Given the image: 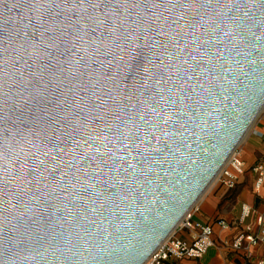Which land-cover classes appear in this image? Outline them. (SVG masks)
<instances>
[{
    "label": "water",
    "instance_id": "water-1",
    "mask_svg": "<svg viewBox=\"0 0 264 264\" xmlns=\"http://www.w3.org/2000/svg\"><path fill=\"white\" fill-rule=\"evenodd\" d=\"M264 108V0H0V264H145Z\"/></svg>",
    "mask_w": 264,
    "mask_h": 264
},
{
    "label": "built area",
    "instance_id": "built-area-1",
    "mask_svg": "<svg viewBox=\"0 0 264 264\" xmlns=\"http://www.w3.org/2000/svg\"><path fill=\"white\" fill-rule=\"evenodd\" d=\"M256 135L261 139L262 152L251 166V171L254 174L252 191L255 195L260 196L264 194V135L260 133H256ZM244 172V163L239 158L237 147L219 172L217 179L227 188H233L239 176L243 175ZM197 211V206L194 205L145 264H176L182 259L198 260L202 258L208 249L214 245L213 229L208 224H200L193 220ZM251 215L252 210L242 206L240 217L234 226L243 224ZM217 225L221 230H227L232 226L223 220H219ZM257 227V233H253L251 225L246 224L243 231L232 239L230 245L224 243V246H229L235 252L245 251L247 254L250 253L251 248L259 245H263L264 248V219L262 217L257 219ZM185 232L187 238L181 239L180 235ZM257 264H264V261L261 260Z\"/></svg>",
    "mask_w": 264,
    "mask_h": 264
},
{
    "label": "crops",
    "instance_id": "crops-1",
    "mask_svg": "<svg viewBox=\"0 0 264 264\" xmlns=\"http://www.w3.org/2000/svg\"><path fill=\"white\" fill-rule=\"evenodd\" d=\"M260 133L264 135V115L259 119L254 126L250 135L246 137L241 147L239 148V158L244 163V174L249 175L250 185L248 188L242 189L238 194L237 201L241 202V208H249L252 210V215L243 224L234 226L235 222L239 219L241 209L239 212L222 213L217 210L220 203V196L218 194H211L204 197L199 203L197 202L198 211L194 214L193 220L200 224H208L212 226L213 235L212 239L214 245L202 256L201 259H182L176 264H257L259 261H264V248L259 245L250 249V253L245 251H233L229 246H224V243L230 245L232 239L239 235L246 224L251 225V231L257 233V219L262 217L264 219V194L257 196L253 193L252 187L254 182V174L251 171V166L259 158L262 152L261 139L256 135ZM236 208V207H235ZM223 220L231 224L227 230H221L217 222ZM181 239L187 238V233L180 235Z\"/></svg>",
    "mask_w": 264,
    "mask_h": 264
},
{
    "label": "rangeland",
    "instance_id": "rangeland-1",
    "mask_svg": "<svg viewBox=\"0 0 264 264\" xmlns=\"http://www.w3.org/2000/svg\"><path fill=\"white\" fill-rule=\"evenodd\" d=\"M264 115V108L261 111V113L258 115L257 119L253 123L252 127L242 140V142L238 146V150L241 147L242 143L246 139L248 135H250L251 131L253 130L254 126L257 124L259 119ZM250 185V179L248 174H244L243 178H240L237 180V182L234 184L233 188H227L224 186L220 180L216 179L215 182H213L210 187L206 190V192L203 194V196L200 198L198 203L206 196L211 194H218L220 196V203L217 206V210L222 213H235L239 212L241 209V202L238 203L237 197L238 194L242 191L244 188H248ZM197 206V205H196ZM236 207V208H235Z\"/></svg>",
    "mask_w": 264,
    "mask_h": 264
},
{
    "label": "bare ground",
    "instance_id": "bare-ground-1",
    "mask_svg": "<svg viewBox=\"0 0 264 264\" xmlns=\"http://www.w3.org/2000/svg\"><path fill=\"white\" fill-rule=\"evenodd\" d=\"M231 155H232V154H231ZM226 163H227V162H226ZM226 163H225V164H226ZM217 177H218V175L216 176V178L214 179V181H213V182H215V181H216ZM202 196H203V195H202ZM198 201H199V200H198ZM196 204H197V203H196ZM196 204H195V205H196Z\"/></svg>",
    "mask_w": 264,
    "mask_h": 264
}]
</instances>
